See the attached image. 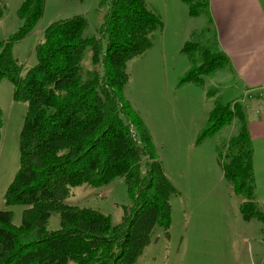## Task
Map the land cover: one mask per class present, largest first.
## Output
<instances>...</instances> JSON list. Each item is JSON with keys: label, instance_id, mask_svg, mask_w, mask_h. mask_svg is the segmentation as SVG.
<instances>
[{"label": "trees", "instance_id": "obj_1", "mask_svg": "<svg viewBox=\"0 0 264 264\" xmlns=\"http://www.w3.org/2000/svg\"><path fill=\"white\" fill-rule=\"evenodd\" d=\"M185 1L192 15L208 12L209 0ZM102 3L109 8L99 36L84 37V15L53 22L37 45L38 62L26 76L13 46L34 30L46 0H24L18 9L22 25L0 41V83L11 80L14 99L27 103L20 167L5 193L7 206L25 208L18 225L13 210H0V264H135L157 226L168 234L172 199L179 190L166 174L148 125L125 94L129 61L152 47L164 22L144 0ZM4 8L0 3V17ZM87 48L104 73L95 69L84 79ZM182 50L194 63L181 78L183 84L204 85L205 76L229 62L223 51L200 41H187ZM236 104L218 101L199 140L239 117L240 132L229 139L226 159L221 151L219 157L232 192L243 200V219L264 220L256 200L252 138L245 110L236 113ZM2 124L0 105V140ZM118 177L124 178L133 201L120 223L98 209L66 202L73 187H103ZM53 212L61 219L56 230L49 228Z\"/></svg>", "mask_w": 264, "mask_h": 264}, {"label": "rangeland", "instance_id": "obj_2", "mask_svg": "<svg viewBox=\"0 0 264 264\" xmlns=\"http://www.w3.org/2000/svg\"><path fill=\"white\" fill-rule=\"evenodd\" d=\"M23 1L0 0L5 6L0 17V41L8 39L22 25L18 9ZM144 1L162 19L164 28L155 32L149 50L129 61L127 70L130 80L125 94L145 116L166 172L179 193L172 199L168 234L163 227L157 226L150 243L135 264H240L246 254L243 238L249 235L240 208L243 200L232 192L219 157L221 151L223 159H226L229 139L240 132V119L236 116L231 123L202 140L199 136L218 101L237 103L233 107L236 113L244 109L240 106L242 90L234 80V74L222 67L219 73L205 76L204 85L193 83L194 87L187 88H196L200 92V96L188 98L185 93V86L188 85L180 83V80L194 63L182 50L184 39L200 41L202 45L219 51L216 31L210 25L211 17L206 10L192 15L185 0ZM108 8L109 4L102 3V0H46L44 14L34 30L13 46V54L23 67L22 76H26L28 69L37 64V45L44 41L50 24L84 15L88 20L84 37L99 36ZM194 31L195 34H191ZM102 45L106 50V37L102 38ZM198 56L199 53H196ZM82 65L84 79L89 71L95 69L100 74L104 73V68L94 63L91 48L86 49ZM208 90L215 92L208 94ZM0 105L3 120L0 210H13L14 223L18 225L25 206H7L5 193L20 167L19 140L27 103L14 99V84L8 78H3L0 83ZM182 107H186L184 112ZM176 128L179 132H175ZM142 167L146 169L145 164ZM191 168L202 169V175L190 176ZM206 169L213 170L206 174ZM213 186H221L225 191L209 188L203 193L194 192L197 188ZM194 200L199 203L197 210L190 207ZM66 202L110 214L114 223L122 222L126 210L133 207L123 177L103 187L89 184L73 187ZM60 227V214L53 212L49 228L56 230ZM257 256L255 252L256 259Z\"/></svg>", "mask_w": 264, "mask_h": 264}, {"label": "crops", "instance_id": "obj_3", "mask_svg": "<svg viewBox=\"0 0 264 264\" xmlns=\"http://www.w3.org/2000/svg\"><path fill=\"white\" fill-rule=\"evenodd\" d=\"M208 13L211 17L210 25L216 31L219 50L229 57L228 65L223 68L234 74V80L242 90L241 103L254 150L256 200L264 213V0H209ZM191 34H195V31ZM187 41L184 39V43ZM184 85H188L185 90L194 87L193 83ZM185 93L190 99L200 96L196 88H190ZM185 108L182 107V112ZM142 117L147 123L145 116ZM175 132H179V128ZM206 170L205 173L209 174L213 169ZM191 175L201 176L202 169L191 168ZM209 188L224 190L221 186H213L197 188L194 192L203 193ZM190 207L197 210L198 201H191ZM245 221L249 235L243 238L246 254L240 264H264V220L254 218Z\"/></svg>", "mask_w": 264, "mask_h": 264}]
</instances>
